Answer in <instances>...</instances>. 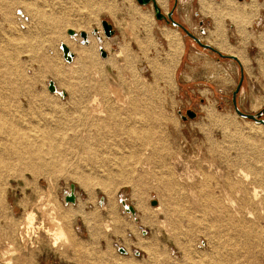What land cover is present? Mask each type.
<instances>
[{"label": "rangeland", "instance_id": "obj_1", "mask_svg": "<svg viewBox=\"0 0 264 264\" xmlns=\"http://www.w3.org/2000/svg\"><path fill=\"white\" fill-rule=\"evenodd\" d=\"M9 1V12L0 13V113L9 118L0 121V145L11 144L10 134H28L40 150L58 148L68 155L57 172L40 176L22 169L14 153L6 157L0 173V264H264V126L235 113L239 73L230 90L206 88L208 75L222 63L228 66L229 58L207 53L208 59L192 63L206 78L198 74L187 82L181 64L176 82H170L164 73L181 55L176 30L185 53L204 50L181 29L157 21L151 5ZM196 6L195 0H170L163 11H174V20L199 37L205 26L194 21ZM102 20L113 26L112 38H106ZM164 26L175 35H162ZM84 31L88 43L82 44ZM171 38L179 41L177 61L166 66ZM94 42L105 44L108 57ZM62 43L74 53L70 63L62 57ZM84 47L91 52L82 62ZM247 52L250 59L236 65L246 75L237 105L254 114L264 108V52L254 45ZM50 81L65 96L51 93ZM152 107L165 119L146 117ZM188 110L195 111L194 120L182 119ZM94 155L123 171L116 182L105 178L113 183L111 194L97 178L88 187L73 171L71 162L78 159L85 175L95 172ZM73 184L76 202L66 203ZM212 191L214 202L206 200ZM215 214L225 219L210 222Z\"/></svg>", "mask_w": 264, "mask_h": 264}, {"label": "crops", "instance_id": "obj_2", "mask_svg": "<svg viewBox=\"0 0 264 264\" xmlns=\"http://www.w3.org/2000/svg\"><path fill=\"white\" fill-rule=\"evenodd\" d=\"M169 1L170 0H165L166 3L164 5H160L156 0L161 9H164V7L168 8ZM195 1L197 6L196 11L193 13L194 21H197L199 24H203L205 28L207 26L205 34L200 36H203L202 38L205 40V44H208L213 50L229 56L228 61H230L228 66L226 63H222V69L220 71L215 69L210 75H208L207 79H209V81L207 80V82H209V84L206 88L215 86V88L221 93L225 90H230L232 89V85L235 84L234 78L238 77V73L239 76H243V87L245 85L244 79L246 75H244V72L240 75V70L236 65H239L242 60L244 61L250 59L247 48L252 45L259 47L260 50L264 52V0ZM9 10L10 1L3 0V6H0V13L5 14L9 12ZM189 17L190 16L187 17L188 21ZM159 30H161V33H163L162 35L165 37H167V35H175V31L170 30L166 26L162 28L159 27ZM177 32L178 39L181 40V55L177 65L164 74L168 81L171 82L173 79L176 82L178 67L182 64L181 67H184L183 69H185L184 75L186 77V81L192 82L196 79V77H198V74H201L202 76L204 73H199V70L192 63H195L198 57H205L208 59L211 55L207 53H212V51H204V53H202L195 50L192 54L185 53L183 39H181L182 37L180 32ZM191 45L195 48V44ZM224 64L227 69L223 67ZM233 65H235L236 68H233ZM208 67H210L209 64H207L206 70ZM211 68L212 67H210L209 70L210 72L212 70ZM202 77L206 78L205 75ZM174 91L176 92V87Z\"/></svg>", "mask_w": 264, "mask_h": 264}, {"label": "bare ground", "instance_id": "obj_3", "mask_svg": "<svg viewBox=\"0 0 264 264\" xmlns=\"http://www.w3.org/2000/svg\"><path fill=\"white\" fill-rule=\"evenodd\" d=\"M157 1H158V4H160V5H164L166 3L165 0H157ZM73 38H76V37H73ZM79 42L82 43L81 42V38L79 39ZM93 44H94V47L96 46V49L99 50V51H100V48H103V49L105 48V44H103V43H96L95 44V42H94ZM60 48H61V46H60ZM178 49H179V41L176 38L175 39H172L171 38L169 40V51L166 54L167 56H166V59H165V62H164V64L166 66H170L171 64H175L176 63V61H177V59H176L177 54L176 53H177ZM89 52H91V48H89V47L80 48L79 49L80 61L83 62V60L86 58L85 55H90ZM57 74H58V72H57ZM58 92L60 93V91H58ZM91 103L93 104V106H94V104H98L97 103V98L92 99ZM0 110H1V108H0ZM93 110H94V107H93ZM135 110H137V109H135ZM61 114H63V113H61ZM148 115L150 117L149 119H153L156 122L158 120L160 121V120L165 119L164 116H162V115L160 116V114H158V112L155 111L153 109V107L150 108V109L148 108L146 117ZM5 116L6 115L3 116V114L0 113V121H5V119L8 118V117L5 118ZM26 122H28V121H26ZM9 126H10V124H9ZM39 127H41V126H39ZM41 129H42V127H41ZM34 131H35V129H34ZM34 131H32V132L34 133ZM10 136L13 137V139H12V137H10L11 140H12L10 145H7V144L4 145L2 143L0 145V173L2 172V169L3 168H6L7 167L8 161H7L6 157L9 158L11 156V153H14L22 161V163H20L21 166H22V169H24V170H27V169L31 170V172H32V174L34 176H40L42 174L41 172H43V171H47V172H49V174L50 173L51 174H54L55 172H57L56 170L58 169L57 168L58 164L61 163V162H63L64 160H67V157L66 156L68 154L66 153V151L61 150V149H58L57 147H56L57 149H54L55 151L54 150L53 151H50L52 149L47 150V151L46 150H43V149L40 150L39 148H37V146L39 144L32 142L31 136L28 135V134H26L24 136H22V135L17 136V135L10 134ZM17 139H19L20 142H17ZM109 160L110 159L99 158L98 156L94 155L92 158H90V162L92 164L91 167L95 168V172L90 173L89 170L87 169L89 173L86 174V175L83 173L84 170L83 171L82 170L81 171L79 170V169H82V164H81L82 162L80 160L73 159V161L71 163L75 164V168L73 169V171L76 174V177L78 179H80L85 185H87L88 187H91L92 185H90V184H92V182H91L92 178H94V180H95V178H97L98 179L97 182H98L99 186L103 190L107 191L108 194H111V189L113 188V183H111V181L108 182L105 178H109V176H112V179H113L112 182H116L119 178L122 177L123 171L121 169L116 170V168L110 163L111 161H109ZM91 174H93V175H91ZM206 200H209V201L212 200L213 202L215 201V197H214V192L213 191H212L211 194H208L207 195V199ZM200 206H203V205H200ZM157 208H159V207H157ZM205 208H207V207H205ZM205 208L202 209V210H203V213L206 215L207 214L206 213L207 211H206ZM72 212L73 211L68 212V214L70 215V214H72ZM208 214H207V217H208ZM31 215H29V218H27L30 221H32V219H33ZM208 219H210V222H212V221L214 222L215 221V222H218L219 223V222H222L225 219V217H222V215L215 214L214 216H212V217H210ZM231 221L232 222H235L234 221V218H231ZM236 226L242 231L243 235H246L247 234V230H245L246 229V226H245L244 223L242 224V222L239 221ZM225 228H227V227H225ZM233 231H235V230H233ZM60 233H61V230H60ZM57 235H60V234H57ZM248 243H249V239L248 240L245 239V243L243 242V247H246L248 245ZM211 244H212V242H211ZM214 244H215V242H214ZM243 247H241V248H243Z\"/></svg>", "mask_w": 264, "mask_h": 264}, {"label": "water", "instance_id": "obj_4", "mask_svg": "<svg viewBox=\"0 0 264 264\" xmlns=\"http://www.w3.org/2000/svg\"><path fill=\"white\" fill-rule=\"evenodd\" d=\"M136 1L142 7L147 6V5H151L152 6V9H154L155 19L157 21H159V22L160 21H165L167 24L173 26L174 28H178V29L183 30L186 37H188L190 39H193L204 50H212V51H215L208 44L203 43L200 38H198L196 35H194L192 32H190L182 24H180L178 21L174 20V18H173L174 11L165 13L163 11V9H161L158 6L156 0H136ZM101 26H103V31H104V34H105L106 38H112L114 36V34H115L114 28H113V26L111 24H109L108 21L102 20ZM93 33L96 34L98 32L97 31H94ZM68 35H70L71 37H77L78 36V34L74 30H69ZM79 37L81 38V42L83 44L88 43L87 42L88 41V33L87 32H85V31L84 32H81L79 34ZM60 49L62 51V57L65 59L66 62L70 63V62H72L74 60V58H75L74 57V53L71 51V49L65 43H62L61 44V48ZM100 54L104 58L108 57L107 56V52L103 48H100ZM223 57H226V56L223 55ZM242 81H243V76H241L240 81H239V85H238L237 89L235 90V92L232 95L235 113L238 116H241L244 119L253 121L254 123L256 122V123L261 124V125L264 126V119H263V117H264V108L261 111H259L257 113H254V114L244 113V112H242L238 108V105H237V96H238L239 91L241 89V86L243 84ZM48 89L53 94L59 93L58 92V88L56 87V85H55V83L53 81H50L49 82ZM59 94L61 96H65V93L63 91H61ZM179 113L181 114V112H179ZM181 117H182L183 120H188V119L194 120V118H196L197 115H196L195 111L188 110V111H186L185 115H182ZM74 188H75V185L73 184L71 186L70 193L67 194V196L65 198V202L66 203H72V204H74L76 202L77 197L74 194ZM121 203H122L124 209L127 212H129L133 216H135L136 210L134 208H132L131 206H128L125 203L124 200H121ZM156 204H157L156 201H153L152 202V205H156ZM119 252L120 253H126V250L124 248H121L119 250Z\"/></svg>", "mask_w": 264, "mask_h": 264}, {"label": "flooded vegetation", "instance_id": "obj_5", "mask_svg": "<svg viewBox=\"0 0 264 264\" xmlns=\"http://www.w3.org/2000/svg\"><path fill=\"white\" fill-rule=\"evenodd\" d=\"M175 14V13H174ZM174 14H173V17H174ZM203 26V25H202ZM183 31V30H182ZM184 32V31H183ZM201 34L202 35H204L205 34V28L204 27H201ZM197 36V35H196ZM198 37V36H197ZM199 38V37H198ZM190 39V38H189ZM201 39V38H200ZM193 40V39H192ZM195 42V41H194ZM196 43V42H195ZM202 50H204L203 48H202ZM204 51H212V50H204ZM212 52H214V53H217L218 54V52H216V51H212ZM219 54H221V53H219ZM223 56V54L221 55V57ZM226 56V55H225ZM226 57H228L229 58V56H226Z\"/></svg>", "mask_w": 264, "mask_h": 264}, {"label": "trees", "instance_id": "obj_6", "mask_svg": "<svg viewBox=\"0 0 264 264\" xmlns=\"http://www.w3.org/2000/svg\"><path fill=\"white\" fill-rule=\"evenodd\" d=\"M218 55H220V56H221V54H219V53H218Z\"/></svg>", "mask_w": 264, "mask_h": 264}]
</instances>
